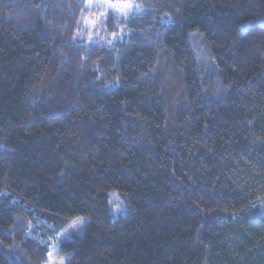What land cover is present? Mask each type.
Instances as JSON below:
<instances>
[{
  "label": "trees",
  "instance_id": "1",
  "mask_svg": "<svg viewBox=\"0 0 264 264\" xmlns=\"http://www.w3.org/2000/svg\"><path fill=\"white\" fill-rule=\"evenodd\" d=\"M135 1L100 44L82 0H0V239L45 264L84 218L66 264H264V0Z\"/></svg>",
  "mask_w": 264,
  "mask_h": 264
},
{
  "label": "rangeland",
  "instance_id": "2",
  "mask_svg": "<svg viewBox=\"0 0 264 264\" xmlns=\"http://www.w3.org/2000/svg\"><path fill=\"white\" fill-rule=\"evenodd\" d=\"M84 3L83 9L84 12L81 15V27L84 31V38L88 42H98L100 44H108V42H112L116 37L108 36L104 29V24L106 22V15L108 13H113L115 15H125L127 13H131L136 9V1L135 0H127L130 2L133 7L130 9H125L121 12L118 8H108L107 3L109 0H82ZM112 3H116V0H110ZM259 24L264 26V18L259 21ZM242 31L246 30V27L243 26L241 28ZM110 207L112 214L116 216H122L125 212L124 202L122 199L116 195L112 194L110 196ZM87 220L84 218H77L73 220L65 229L56 234L54 239L49 241L50 245L48 247V261L45 264H66L69 256L67 255H54V252L57 250L59 244L61 242L67 241L72 237H79L82 235L83 228L86 224ZM0 251L2 254L11 262H18L23 264L20 259H16L15 257L18 255L21 257L20 251H18L17 247L14 244L5 245L0 239ZM15 257H14V256ZM19 257V258H20ZM22 258V257H21ZM23 260V259H22ZM24 261V260H23ZM27 262V261H24Z\"/></svg>",
  "mask_w": 264,
  "mask_h": 264
},
{
  "label": "snow or ice",
  "instance_id": "3",
  "mask_svg": "<svg viewBox=\"0 0 264 264\" xmlns=\"http://www.w3.org/2000/svg\"><path fill=\"white\" fill-rule=\"evenodd\" d=\"M108 8H118L121 12H123L125 9H130L133 7V5L130 2H127V0H116V3L109 2L107 3Z\"/></svg>",
  "mask_w": 264,
  "mask_h": 264
}]
</instances>
